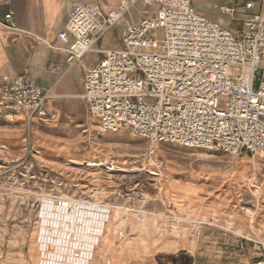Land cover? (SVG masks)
Returning <instances> with one entry per match:
<instances>
[{
    "label": "built area",
    "instance_id": "1",
    "mask_svg": "<svg viewBox=\"0 0 264 264\" xmlns=\"http://www.w3.org/2000/svg\"><path fill=\"white\" fill-rule=\"evenodd\" d=\"M243 6L252 12L236 35L200 14L191 0H118L106 11L95 0L75 3L58 32V48L68 65L89 52L102 54L84 66L83 93L89 116L102 130L127 131L150 143L264 155V0H245ZM132 10L139 19L126 22L122 46L97 47ZM3 22L16 25L11 12ZM50 97L49 88L22 77H0V111L9 120H53L45 107ZM19 173L12 171L14 182ZM37 196V264H91L113 206L98 196ZM127 210L139 220L144 216Z\"/></svg>",
    "mask_w": 264,
    "mask_h": 264
},
{
    "label": "rangeland",
    "instance_id": "2",
    "mask_svg": "<svg viewBox=\"0 0 264 264\" xmlns=\"http://www.w3.org/2000/svg\"><path fill=\"white\" fill-rule=\"evenodd\" d=\"M145 100L151 103L155 98ZM94 129L98 128L94 126ZM87 134L94 143L86 135L77 145L70 142L73 139L61 145L49 144V148L32 157L31 167L18 170L22 174H17L12 184L4 179L7 173L0 175V196L6 190L4 187L11 195H32L36 198L35 209L37 195L46 192L98 196L112 205V215L91 264H113L124 255L127 261L136 257L146 259L144 264H152L159 251L182 247H190L199 261L210 260L211 264L264 262V234L255 224L257 217L264 218L263 154L240 151L230 155L172 143H150L124 135L121 143L106 156L95 151L98 146L102 148L100 135ZM168 164H190V168L203 169L209 174L227 173L231 182L228 180L222 189L216 190L217 195L226 194L221 198L224 208L212 211L211 220L182 209L165 212L151 209L147 203L160 196L161 179ZM238 172L244 175L239 178ZM235 179L238 181L234 182ZM227 187L236 189L225 190ZM128 208L142 211L143 218L137 219ZM249 215L253 221H248V229L236 231L237 223ZM24 234L20 232V238ZM33 234L29 254L19 240L22 264H37L35 231Z\"/></svg>",
    "mask_w": 264,
    "mask_h": 264
},
{
    "label": "crops",
    "instance_id": "3",
    "mask_svg": "<svg viewBox=\"0 0 264 264\" xmlns=\"http://www.w3.org/2000/svg\"><path fill=\"white\" fill-rule=\"evenodd\" d=\"M88 1L0 0V77L2 75H8L10 78L22 77L28 82L49 88L51 97L45 105L47 117L52 113L55 115L54 119H48L49 121L38 117L28 121L24 115H16L9 120L0 111V172L12 168L11 175H5L4 178L9 179L8 182L11 184L14 183L11 177L12 171L31 167L32 157L40 153V150L49 148V144L53 142L61 145L73 139L70 142L77 145V142L79 144L84 140L83 136L89 135L87 133L99 134L102 148L98 146L95 151L98 152L97 154L108 156L110 149L121 143L124 135H129L127 131L102 130L98 122L89 116L88 106L83 97L84 66L97 63L102 54L89 52L80 61L68 65L65 52L58 48V32L65 27L70 8L75 3ZM191 1L200 14L219 22L236 35H239L242 29V19L252 12L243 6L245 0ZM95 2L106 11L117 5L118 0H95ZM222 5L232 8L233 13L230 15L223 12L220 9ZM8 12L12 13L16 23L14 27L3 22V16ZM138 19L137 10H132L123 20L106 31L97 42V47L103 49L121 47L122 37L127 29L126 22ZM94 126L98 129H94ZM88 137L90 139V135ZM90 140L94 143L93 138ZM240 175L244 174L238 172L239 178L242 177ZM255 176L257 178V173ZM163 177L160 196L147 203L155 212L182 209L211 220L214 218L211 217L212 211L225 206L221 198L226 194L217 195L216 191L219 187L222 189L221 187L228 180L231 182L225 172L209 174L203 169L190 168V164L184 166L168 164ZM230 188L232 187H227L225 190L230 191ZM35 200L32 195L21 197L7 192L0 196V264H22L19 240H22L24 251L29 254L34 239L33 231H35L36 211L33 206ZM248 221H253L251 215L249 218L242 217L237 223L236 231L238 228H241L240 232L248 229ZM255 224L264 234V218L257 217ZM22 231L26 234L20 238ZM127 258L124 255L113 264L147 262L146 259L136 257L127 261ZM152 264H211V262L199 261L190 247H182L165 252L159 251ZM254 264H263V262Z\"/></svg>",
    "mask_w": 264,
    "mask_h": 264
},
{
    "label": "bare ground",
    "instance_id": "4",
    "mask_svg": "<svg viewBox=\"0 0 264 264\" xmlns=\"http://www.w3.org/2000/svg\"><path fill=\"white\" fill-rule=\"evenodd\" d=\"M88 165H97L96 163H89ZM114 167H110L109 169H113ZM262 189V188H261Z\"/></svg>",
    "mask_w": 264,
    "mask_h": 264
}]
</instances>
